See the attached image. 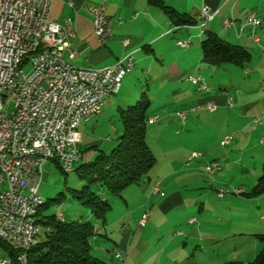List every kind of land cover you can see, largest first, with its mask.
<instances>
[{"label":"crops","instance_id":"1","mask_svg":"<svg viewBox=\"0 0 264 264\" xmlns=\"http://www.w3.org/2000/svg\"><path fill=\"white\" fill-rule=\"evenodd\" d=\"M163 2L195 24L176 26L161 9L148 4L147 0H51L48 19L56 24L69 20L74 25L72 49L76 56L69 58L68 53H63L67 64L100 69L130 56V71L122 80L118 93L104 99L100 114L109 102L116 106L117 111L134 105L145 93L149 100L148 118L156 117L154 123L147 127L158 124L157 129L161 131L170 125L180 127L174 136L191 133L196 123L203 122L211 127L212 137L204 141L207 147L195 164L168 166L162 173L149 175L144 183L124 190L121 200L126 211L123 209L115 224H120V230L117 227L118 242L99 247L97 237L92 241V252L95 250L101 257L98 259L106 264H135L140 255L141 262L148 264L152 259L147 248L149 238L156 233L152 232L155 231L152 226L158 228L168 224L171 216L178 218L172 229L182 227L178 233H182L184 239L180 242L182 245L171 238L164 242L157 255V264H196L192 260L195 252L228 244L238 245V236L243 237L245 231L239 223L246 222V210L251 211L247 214L253 213L248 218L256 217L255 214L262 210L259 219L264 222V193L253 194L258 179L264 175V123L256 128L252 125V119L260 118L264 111V74H261L264 69V0ZM102 4L104 13L112 20V34L105 45L94 37L92 18L85 10L87 6ZM204 6L214 14L208 22L198 18ZM251 14L260 21L255 29L258 43L249 38L251 27L244 23ZM227 20L231 22L229 28L224 25ZM205 32L245 50H258V65L242 68L245 71L242 74L249 79H242L238 70L229 69L236 66H219L213 59L203 58L200 42ZM123 39L128 41L125 46L120 44ZM178 42H187V46L179 47ZM259 66L263 68L256 71ZM190 76H199L207 91H198L187 81ZM208 104L214 106L213 112L207 110ZM177 113H183L184 118L178 119ZM100 114L82 125L99 127ZM186 126L188 130L184 131ZM118 130V127L112 128L114 132L118 133ZM226 135H231L232 139L221 146L220 142ZM211 161H216L220 169L209 177L204 174L203 167ZM155 183H159L162 196L152 193ZM218 189H239L242 194L227 193L216 199L214 194ZM186 207L189 209L187 219L182 216ZM145 210L148 216L144 226L140 227V216ZM190 219L195 222L188 223ZM115 226L110 227L107 223L102 229L97 226L98 237L104 235L107 239V235L115 236L108 232ZM147 226L150 230L146 232L150 236H143L142 232L140 239L137 238L135 228L145 229ZM191 243L196 244L192 250L188 248ZM140 245H144V251L138 250ZM260 249L261 244H255L247 252L251 258L240 261L250 262ZM116 252H119V258ZM238 257L234 255L232 259L237 260ZM224 261V258H217L207 264H222Z\"/></svg>","mask_w":264,"mask_h":264},{"label":"built area","instance_id":"2","mask_svg":"<svg viewBox=\"0 0 264 264\" xmlns=\"http://www.w3.org/2000/svg\"><path fill=\"white\" fill-rule=\"evenodd\" d=\"M51 0H0V96H6V103H0V242L12 251H23L31 241H39L43 233L35 230V238L27 239L26 221L31 213V204L42 180L43 167L48 161L58 163L65 173L79 158L77 145L80 142L79 127L100 114L104 103L103 90H110V96L116 95V81L130 71V56L126 64L119 60L108 67L93 69L91 74H82L78 70H67L63 53L74 58L72 49L75 29L71 21L56 24L48 19ZM92 18L93 35L101 45L111 37L112 20L104 13V4L98 7H85ZM214 17L208 7L200 9L199 20L208 22ZM244 23L251 27L249 38L258 43L255 29L260 21L253 14L248 15ZM225 28L231 22L225 21ZM123 39L120 44L127 45ZM179 47H186L187 42H178ZM43 46V56L26 58L29 47ZM13 65H20L16 80H9V70ZM29 66L25 74L23 67ZM198 91H207L199 76L189 81ZM71 90H78L80 110L73 117L74 128L66 139H58L57 128L62 121V100ZM207 110L213 112L214 106L208 104ZM8 109V110H7ZM183 119V113H177ZM34 119H41L42 133H35ZM156 117L147 120L154 123ZM264 123V111L260 118H253L254 128ZM232 139L226 135L221 146ZM262 140V139H261ZM263 142V141H262ZM201 155L191 153L188 162H193ZM220 169L216 161L203 167L205 175L212 177ZM232 194L241 195L239 189H232ZM153 194L163 193L158 184ZM227 194L222 189L215 194L221 199ZM147 214L139 221L145 224ZM190 219L188 223H194ZM119 258V252H116ZM23 258L0 257V264H21Z\"/></svg>","mask_w":264,"mask_h":264},{"label":"trees","instance_id":"3","mask_svg":"<svg viewBox=\"0 0 264 264\" xmlns=\"http://www.w3.org/2000/svg\"><path fill=\"white\" fill-rule=\"evenodd\" d=\"M147 2L161 9L176 26L195 24V21L166 6L163 0ZM200 49L203 58L213 59L219 66L233 65L245 68L250 60L249 52L243 47L227 43L211 32L204 33ZM148 107L149 100L143 93L134 105L117 109L120 129L117 133V144L110 152H103L93 146V152L98 154L89 161L82 162L83 156L78 149L79 158L73 163L71 172L75 171L85 184L80 191L75 192L74 197L89 208L91 217L102 226H105L106 215L111 209L108 197L121 200L124 190L144 183L155 166L156 160L146 143ZM55 165L63 174H68L61 170L57 162ZM262 193L264 175L258 179L253 190L255 195ZM39 215L38 209L36 217L44 227L43 234L39 241L26 250V264H106L92 254V241L99 233L97 225L90 219L70 222L66 221L62 214L63 221L60 216H41V219H38ZM256 237L261 249L247 264H264V235ZM0 250L11 258L16 254L1 242ZM222 264L243 263L230 260Z\"/></svg>","mask_w":264,"mask_h":264},{"label":"rangeland","instance_id":"4","mask_svg":"<svg viewBox=\"0 0 264 264\" xmlns=\"http://www.w3.org/2000/svg\"><path fill=\"white\" fill-rule=\"evenodd\" d=\"M249 54L251 55L250 64L252 66H249L248 64L246 67H254L255 64L258 65V50L250 49L247 50ZM261 65V63H260ZM263 68L258 67L255 68L256 71H259V69ZM229 69H234L235 71H239L241 74L245 71L242 68L237 67H229ZM29 71V66L23 67V72L26 74ZM261 74H264V69L262 70ZM242 79H249L245 75H241ZM155 96V95H152ZM153 104V103H152ZM115 107L110 105V102L107 104L105 108L102 109V112L98 118V122H100V126L97 128H93V126L90 125H82L79 127V134L81 136V142L77 145L78 149H80L83 160L82 162L89 161L90 159L94 158L98 152H93V149L91 147L95 146L102 150L103 152H110L112 149L116 146V138H117V132L112 131L113 127H118L120 129L119 121H118V113L115 111ZM8 110V109H7ZM110 122V124H109ZM91 123H94L92 121ZM147 127L146 129V143L152 152L156 163L153 169L149 172V175L152 173H158L163 172L167 169L168 166L178 167V166H186V164L192 165L197 162L198 159L202 156L206 145V141L208 138L212 137L211 133V127L210 125L205 126L203 122L196 123V128L191 129V133L183 132L179 136H174L175 130L181 129L180 127H174L170 125L168 128H163L162 131L160 129H157L158 125ZM105 126V127H104ZM188 126H186V129L184 131H187ZM119 131V130H118ZM103 144L100 146V144ZM198 153L201 156L194 160L192 162H188V158L190 157L191 153ZM76 168V165H75ZM85 182L82 179H79L77 176V173L75 171L63 174L55 165V162L48 161L44 167L42 172V180L39 185L38 194L42 199V204L39 208V217L38 219H41V216L48 217V216H55L59 217L61 214L64 216L66 221H77V220H85L90 219L92 222H94L99 228H103V226L96 222L93 217L90 215L89 208L82 205L75 197V192L80 191L81 188L84 186ZM159 183H155L154 186ZM153 186V188H154ZM152 188V193H153ZM220 190V189H218ZM217 190V191H218ZM223 191H226L227 193H232L231 190L222 189ZM216 191V192H217ZM215 192V194H216ZM214 194V195H215ZM226 195V194H225ZM224 195V196H225ZM111 209L106 215V223L110 225V227H114L115 224L118 222L117 218L122 214V211H126L125 204L120 199H112L108 197ZM250 209V208H249ZM188 207L185 208V213L182 215L187 219V211ZM247 212L251 213V211H245L244 216L246 222H240V224L243 225L245 228V231H243L242 234L244 236H238L237 244L238 245H224L221 248H209V250H206L205 252H195V255L192 256V260L196 264H207L209 260H215V259H221L224 258L225 261L233 260V256L237 255L239 256L236 261L240 260H249L248 258H251L250 254L247 252H250L255 244H260L259 240L257 239V235L264 234V222L260 221L259 216L263 213L262 210L259 211L258 214H255L256 217L248 218L249 216H252V214H247ZM148 211L145 210L144 214H147ZM255 213V212H254ZM141 215L140 218L143 216ZM154 218V216H153ZM177 217L171 216L169 219L168 224H163V226L155 227L156 232L154 235H152L151 238H149V248L150 253L149 256H151V261L148 264H157L158 261V253L160 252L159 249H162V245L164 242L169 241L171 238L174 239V242L180 243L183 242L184 236H182L180 228L172 229L171 226L174 225L175 222H177ZM186 221V220H185ZM120 224H117L114 228V230H109L108 232H113L115 236L107 235V239L103 236L96 237L98 238V244L99 247L102 246V244H111L112 242L117 243L118 242V235L119 231L117 227L120 230ZM152 228V229H153ZM156 228V229H155ZM174 228V227H173ZM138 235H136L137 238L140 239V235L143 232V236L146 234L147 236L149 234L150 228H135ZM151 229V230H152ZM174 230V231H173ZM129 231V229H128ZM112 234V233H111ZM169 234V235H168ZM178 236L176 238V236ZM174 236V237H173ZM182 236V238H179ZM111 237V238H110ZM146 237V236H145ZM94 245V244H93ZM180 245H182L180 243ZM196 244H189L188 248L190 250L194 249ZM206 246V245H205ZM147 248L146 251H149ZM93 249V248H92ZM144 251V245H140L138 247V250ZM207 249V248H206ZM204 250V249H203ZM243 250V251H241ZM139 251V252H140ZM192 251H190L191 253ZM259 252V251H258ZM93 256L96 258H101L98 253L92 252ZM153 254V255H152ZM5 253L0 250V257H4ZM148 256V255H147ZM146 258V255H145ZM254 258L250 261H252ZM141 255L139 258L136 259L135 264H143L141 262ZM241 262V261H240ZM243 263V262H242ZM243 264H247L243 263Z\"/></svg>","mask_w":264,"mask_h":264},{"label":"bare ground","instance_id":"5","mask_svg":"<svg viewBox=\"0 0 264 264\" xmlns=\"http://www.w3.org/2000/svg\"><path fill=\"white\" fill-rule=\"evenodd\" d=\"M43 56V46H33L29 47L26 51L27 59H34ZM119 64H126V57L119 60ZM129 67H131V60H129ZM80 68L73 67L67 64V70H78ZM82 74H91L92 68H81ZM17 73H20V65H13V68L9 70V80H16ZM124 77L119 78L116 81V89L117 92L121 87V83ZM193 76L187 78V81H192ZM190 83V82H189ZM110 96V90H103V100ZM78 99V90H71L68 93V96H64L62 100V110L64 113L62 114V121L59 123L57 128V137L58 139H66L70 130L74 128V121L72 120L75 112L80 110V101H73ZM0 103H6V96H0ZM34 127L35 133H42L41 119H34ZM73 167V166H72ZM72 167L69 168L67 173L72 171ZM42 204V200L40 196H35V202L31 204V213L29 214L28 221H26L25 225V233L27 239L35 238V230L39 229L40 233H43L44 227L38 222L36 214L37 211ZM60 220L63 221V217L60 215ZM36 241H31L24 248V258L23 251H15V258H23V263L26 264V250L35 243Z\"/></svg>","mask_w":264,"mask_h":264}]
</instances>
